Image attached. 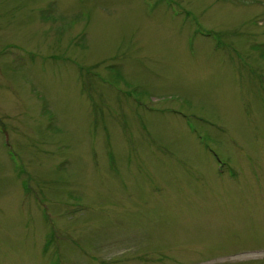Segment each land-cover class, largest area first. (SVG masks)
<instances>
[{
    "label": "rangeland",
    "instance_id": "1",
    "mask_svg": "<svg viewBox=\"0 0 264 264\" xmlns=\"http://www.w3.org/2000/svg\"><path fill=\"white\" fill-rule=\"evenodd\" d=\"M0 264H264V0H0Z\"/></svg>",
    "mask_w": 264,
    "mask_h": 264
}]
</instances>
